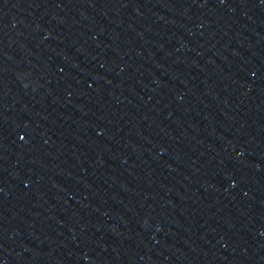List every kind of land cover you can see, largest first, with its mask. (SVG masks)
<instances>
[{
	"label": "water",
	"instance_id": "95a60500",
	"mask_svg": "<svg viewBox=\"0 0 264 264\" xmlns=\"http://www.w3.org/2000/svg\"><path fill=\"white\" fill-rule=\"evenodd\" d=\"M0 264H264V0H0Z\"/></svg>",
	"mask_w": 264,
	"mask_h": 264
},
{
	"label": "snow or ice",
	"instance_id": "6c2138e0",
	"mask_svg": "<svg viewBox=\"0 0 264 264\" xmlns=\"http://www.w3.org/2000/svg\"><path fill=\"white\" fill-rule=\"evenodd\" d=\"M21 139H22V137H21Z\"/></svg>",
	"mask_w": 264,
	"mask_h": 264
}]
</instances>
